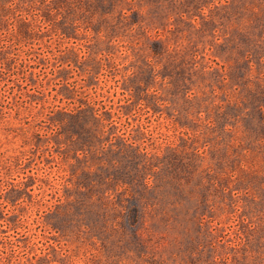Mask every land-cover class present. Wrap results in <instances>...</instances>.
Segmentation results:
<instances>
[{"label":"rangeland","instance_id":"1","mask_svg":"<svg viewBox=\"0 0 264 264\" xmlns=\"http://www.w3.org/2000/svg\"><path fill=\"white\" fill-rule=\"evenodd\" d=\"M0 264H264V0H0Z\"/></svg>","mask_w":264,"mask_h":264}]
</instances>
